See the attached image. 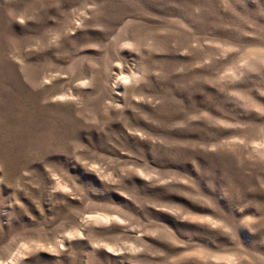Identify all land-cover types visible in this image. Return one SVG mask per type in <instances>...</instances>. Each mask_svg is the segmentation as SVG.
<instances>
[{
	"label": "rangeland",
	"instance_id": "1",
	"mask_svg": "<svg viewBox=\"0 0 264 264\" xmlns=\"http://www.w3.org/2000/svg\"><path fill=\"white\" fill-rule=\"evenodd\" d=\"M0 264H264V0H0Z\"/></svg>",
	"mask_w": 264,
	"mask_h": 264
}]
</instances>
